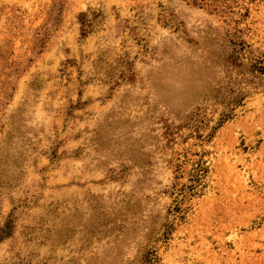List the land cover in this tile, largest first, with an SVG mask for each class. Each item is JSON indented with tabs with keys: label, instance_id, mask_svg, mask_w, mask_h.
<instances>
[{
	"label": "rangeland",
	"instance_id": "1",
	"mask_svg": "<svg viewBox=\"0 0 264 264\" xmlns=\"http://www.w3.org/2000/svg\"><path fill=\"white\" fill-rule=\"evenodd\" d=\"M0 264H264V0H0Z\"/></svg>",
	"mask_w": 264,
	"mask_h": 264
}]
</instances>
